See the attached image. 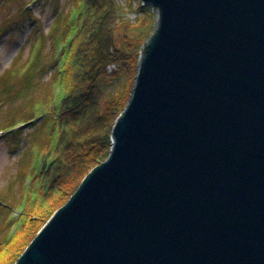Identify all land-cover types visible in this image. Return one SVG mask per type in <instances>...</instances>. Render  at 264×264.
<instances>
[{
    "label": "water",
    "instance_id": "obj_1",
    "mask_svg": "<svg viewBox=\"0 0 264 264\" xmlns=\"http://www.w3.org/2000/svg\"><path fill=\"white\" fill-rule=\"evenodd\" d=\"M141 3L109 153L15 264H264V0Z\"/></svg>",
    "mask_w": 264,
    "mask_h": 264
},
{
    "label": "trees",
    "instance_id": "obj_2",
    "mask_svg": "<svg viewBox=\"0 0 264 264\" xmlns=\"http://www.w3.org/2000/svg\"><path fill=\"white\" fill-rule=\"evenodd\" d=\"M118 9L117 0L70 1L67 12L58 15L48 31L53 39L49 65L53 68V76L48 91L44 92L43 88L36 100L2 127L38 125L41 138L29 145L31 156L24 177L30 182L24 186L21 199L14 201L19 204L20 217L26 212L30 199L34 202L33 210L19 223L21 232L19 230L17 238H0V264L16 263L53 211L67 201L86 174L109 153L113 122L122 113L132 92L139 48L152 34L144 31L145 22L130 25L121 22L124 24L123 40L116 45L114 30L119 25L113 24L106 31L105 28ZM142 9L147 8L140 3L139 10ZM36 38L40 39L39 34ZM34 46L33 53L37 55L41 45ZM40 55L34 57L21 74L15 75L19 80L18 88L32 87L29 73ZM111 63L121 67L119 76H124L123 83L113 85L120 77L106 72ZM12 71L15 68L10 70L13 76ZM16 93L18 96L20 91ZM16 130V134L21 131ZM52 134H55L53 144ZM47 178L50 181L46 187ZM41 191L43 195L39 198ZM0 200L5 199L2 196ZM8 201L6 204L14 208ZM4 208L11 209L6 205Z\"/></svg>",
    "mask_w": 264,
    "mask_h": 264
},
{
    "label": "rangeland",
    "instance_id": "obj_3",
    "mask_svg": "<svg viewBox=\"0 0 264 264\" xmlns=\"http://www.w3.org/2000/svg\"><path fill=\"white\" fill-rule=\"evenodd\" d=\"M70 1L72 0H0V197L3 196V199L6 200L3 203L11 208L0 207L1 239L9 235L17 238L21 230L18 233L17 230L14 232L13 230L18 229V224L25 221L28 213L33 210L34 202L33 199H30L28 207L25 208L26 212L20 217L19 204L14 201L21 199L24 186L27 187L26 185L30 182L27 177H24L28 173L26 164L31 156L29 153L31 146L29 147V145L32 141H39L41 138V128H38V125H23L14 129L2 127L19 116L20 111L29 106L31 101L36 100L38 95L42 94L43 88L44 92L48 91L49 81L53 76V68L49 66L53 51L51 44L53 39L48 31L53 20L58 15L67 12ZM117 3L119 9L112 17L110 16L105 28L106 31L113 24L119 25L114 30L116 45H120L123 40L124 24L126 23L130 25L136 22H145V26L142 25L144 31L152 33L157 24V9L142 4L141 0H117ZM140 3L147 9L139 10ZM38 34L39 40L36 38ZM34 45H41L38 52L41 55L37 65L29 73V83L32 84V87L18 88L19 80L15 75L21 74L29 67L32 59L38 55L33 53ZM143 47L144 42L139 48V55ZM12 68H15V71H12L13 76L10 74ZM105 70L107 73H115L118 77L121 67L118 63H111ZM10 78L12 81H9ZM124 81L125 78L122 76L113 85ZM16 89L20 91L18 96H16ZM16 129L21 131L16 134ZM51 137H53L51 142L53 144L55 134H52ZM49 181L50 178H47L46 187ZM41 195H43L42 191L39 198ZM7 201L11 202L14 208L8 206Z\"/></svg>",
    "mask_w": 264,
    "mask_h": 264
},
{
    "label": "bare ground",
    "instance_id": "obj_4",
    "mask_svg": "<svg viewBox=\"0 0 264 264\" xmlns=\"http://www.w3.org/2000/svg\"><path fill=\"white\" fill-rule=\"evenodd\" d=\"M20 228H21V227H19V229L17 230V233H18V231L20 230Z\"/></svg>",
    "mask_w": 264,
    "mask_h": 264
}]
</instances>
